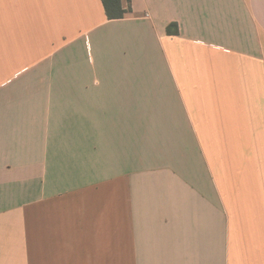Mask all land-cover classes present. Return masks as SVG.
I'll return each mask as SVG.
<instances>
[{
  "label": "crops",
  "instance_id": "crops-1",
  "mask_svg": "<svg viewBox=\"0 0 264 264\" xmlns=\"http://www.w3.org/2000/svg\"><path fill=\"white\" fill-rule=\"evenodd\" d=\"M121 6L0 0V264H264V0Z\"/></svg>",
  "mask_w": 264,
  "mask_h": 264
},
{
  "label": "trees",
  "instance_id": "trees-1",
  "mask_svg": "<svg viewBox=\"0 0 264 264\" xmlns=\"http://www.w3.org/2000/svg\"><path fill=\"white\" fill-rule=\"evenodd\" d=\"M107 16L110 20L123 19L126 11L121 6V0H102ZM172 27H176V32L178 31V26L176 24L169 26V33L173 32Z\"/></svg>",
  "mask_w": 264,
  "mask_h": 264
}]
</instances>
